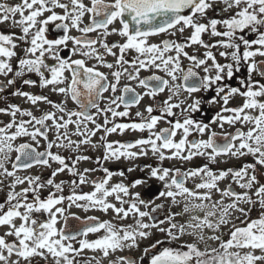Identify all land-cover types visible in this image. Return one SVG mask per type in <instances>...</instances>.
I'll list each match as a JSON object with an SVG mask.
<instances>
[{
  "label": "snow or ice",
  "instance_id": "snow-or-ice-1",
  "mask_svg": "<svg viewBox=\"0 0 264 264\" xmlns=\"http://www.w3.org/2000/svg\"><path fill=\"white\" fill-rule=\"evenodd\" d=\"M6 22L19 32L0 31V115L10 117L0 120V192L5 194L0 201V264H100L81 254L99 251L107 258L139 248L155 235L152 229L165 238L144 249L145 254L156 250L150 264H264V59H256L264 58V0H0V24ZM49 26L60 35L50 38ZM161 35L165 38L151 42ZM111 36L121 39L110 42ZM183 60L189 63L183 65ZM242 69L244 76L233 86L229 82ZM21 85L48 88L62 99ZM166 91L167 97L160 99ZM197 93L201 95H193ZM9 97L50 110L37 116ZM235 97L242 103L229 106ZM69 102L75 107L69 108ZM217 103L220 109L208 122L195 118L202 104ZM133 108L138 109L135 119ZM161 123L167 126L158 128ZM213 124L240 127L218 134ZM128 131L147 136L109 140ZM24 138L31 143H16ZM41 141L43 151L38 150ZM89 149L102 152L93 157L85 154ZM149 153L156 164H134ZM222 156H252L254 162L218 170L209 166ZM195 157L209 163L187 170L163 166L166 160ZM93 160L95 167H78ZM123 161L133 165L127 172L139 167L146 175L128 184L115 182L125 171H113L105 163ZM53 164L47 178L18 174L38 166L52 169ZM97 171L103 175L90 179ZM61 173L70 179L56 182ZM228 178L231 182L221 188ZM152 180L162 185L155 195L143 198L132 191L151 188ZM85 184L92 190L77 191ZM44 189L48 193L42 196ZM161 198L178 210L158 219L154 214L164 205L155 201ZM257 206L259 214L252 218ZM73 207L133 222L88 216L82 227L70 231ZM71 218L80 220L75 214ZM96 233L103 234L87 238ZM185 236L192 242L164 246ZM208 241H218L219 248L201 251L198 242ZM109 264L138 261L119 256Z\"/></svg>",
  "mask_w": 264,
  "mask_h": 264
},
{
  "label": "flooded vegetation",
  "instance_id": "flooded-vegetation-1",
  "mask_svg": "<svg viewBox=\"0 0 264 264\" xmlns=\"http://www.w3.org/2000/svg\"><path fill=\"white\" fill-rule=\"evenodd\" d=\"M7 2L8 3H16V2H18V0H7ZM59 11V10H58ZM19 17H17V19H18ZM85 22L87 23V19L85 20ZM5 24V23H4ZM4 24H0V31H3V32H5V33H8V32H11V31H15V32H19V29L17 28V29H12V28H10V26H8V27H6V26H4ZM9 25V24H8ZM118 26V25H117ZM190 31V30H189ZM189 31H185V33L183 34V36H188L189 35ZM49 37L50 38H55V37H57V36H59L60 35V33L57 31V30H55L52 26H49ZM72 35H79V33H77V32H75V31H73L72 33H71ZM90 35H95L94 33L93 34H90ZM177 36L179 37L180 36V34L179 33H177ZM163 38H165V36L164 35H161V36H159V37H152V38H150V40H151V42H159L161 39H163ZM249 38H252V36H249ZM109 39V41L111 42V41H115V40H119V39H121V38H119V37H117V36H111V37H109L108 38ZM204 39L205 40H208L209 38H208V36H207V34H205V36H204ZM71 46V45H70ZM188 51L190 52V53H192L193 51H195V48H192V49H188ZM203 51H204V49H200V53H203ZM17 52L19 53V54H22L21 53V49L20 48H18L17 49ZM109 60H111V57H109L108 58ZM257 60H260V59H264V58H260V57H258V58H256ZM15 58H14V60H13V64L15 65ZM223 62V61H222ZM182 63H183V65H187L189 62L187 61V60H183L182 61ZM102 71H105V72H107L108 70L107 69H101ZM149 73H142V76H145V75H148ZM244 71H243V69L241 70V72H239V73H237L236 74V76H234V78H233V80L232 81H230L229 83H231L233 86H237L238 85V80H239V78H241V77H243L244 76ZM161 75H163L162 73H161ZM30 78L31 79H34V80H39V78L37 77V76H35L34 74H30ZM254 79H260L259 77H257L255 74H254V77H253ZM180 81H177V83H179ZM21 87H23L24 88V90H26V91H30V92H32V93H34V94H44V95H48V96H50V98L51 99H53V100H60V99H62L61 97H59V96H57V95H55V94H52L50 91H49V89L48 88H40L38 85L37 86H23V85H21ZM138 91H142L141 89H137ZM9 92H11L12 91V89L10 88L9 90H8ZM107 95V94H106ZM167 95H168V93H167V91L165 92V93H163V94H161V97H159L160 99H163V98H166L167 97ZM184 95H187L186 93H184ZM194 96H200L201 94H199V93H197V94H193ZM204 95V98H207L208 96H210L211 95V93H208V94H203ZM9 101L11 102V103H16V104H19V105H21L22 107H24V108H28V109H30V110H32L33 112H34V114L36 115L37 113L36 112H39L38 114L40 115L41 114V112L43 111V110H50V108H49V106L48 105H45V104H40L39 106H32V105H30L24 98H21V97H9ZM1 102V105H0V107H3L4 106V102L3 101H0ZM242 103V98H240V97H235L232 101H230V105L229 106H237V105H239V104H241ZM220 104L219 103H217V104H215V105H207V104H202V110H201V112H198V113H196L195 114V118L196 119H198V120H200V119H203L205 122H208L211 118H213L214 117V115H215V113L217 112V111H219V109H220ZM68 107L69 108H74L75 107V105L74 104H72L71 102H69V104H68ZM138 109L137 108H133L132 110H131V117L133 118V119H135V112L137 111ZM139 110L140 111H143L144 110V103H142L141 105H140V107H139ZM38 114H37V116H38ZM1 117L2 116H5V115H0ZM0 117V120H4L3 118H1ZM10 118H8L7 120H4V121H8ZM127 118H125V120H126ZM167 126V124H165V123H161L159 126H158V128H162V127H166ZM240 127V125L239 124H237L236 126H234V127H231V126H228V125H225V127H224V129H220L219 127H218V125H216V124H213L212 125V129L213 130H215L218 134L219 133H221V132H234L235 131V129L236 128H239ZM230 130V131H229ZM244 130H247V126H245V128H244ZM98 136H99V134H98ZM145 136H147V133H139V132H131V131H128V132H125L123 135H118V134H112L110 137H109V140H121V141H129V140H135V139H138V138H142V137H145ZM194 136H195V134H194ZM204 139H207L208 138V135H207V133L204 135V137H203ZM96 139H98V137H96V138H94V140H96ZM177 139H179V134H178V136H177ZM189 139H193V137H189ZM23 142H28V143H31L30 141H29V139H27V138H25V139H23ZM218 142H221V141H219L218 140ZM21 143V142H20ZM43 144H44V142H43ZM38 150H41V151H43L44 150V145H43V147L42 148H38ZM54 151H63V150H58V149H54ZM65 155H67V153H64ZM94 157V156H93ZM220 159H226V157H219L218 158V160H220ZM82 162H89V163H92V166H89V167H95L96 165H95V163H94V160L93 161H82ZM126 165H120V164H117V162H108V165H107V167H109L111 170H113V171H119V170H124L125 171V178L127 179L126 181H127V183H130L131 182V180L128 178V172H127V168L128 167H130V166H133V165H130L127 161H126ZM157 163V161H156V159L151 155V153H149V156L148 157H140V158H138L137 160H135V162H134V164L135 165H144V164H156ZM206 163H209L208 162V160H207V158L206 157H195L192 161H188V162H182V161H179V160H166V161H164V165L163 166H165V167H170V168H172V167H179V168H181V169H183V170H187V169H189V168H194V167H198V166H202V165H204V164H206ZM125 166H127V168L125 167ZM210 167H212V164H210L209 165ZM56 167V165L55 164H53V166H52V170L54 169ZM37 168H44V167H41V166H38V167H34V168H32V169H29V170H27V171H30V170H34V169H37ZM83 169V168H82ZM226 169V168H225ZM26 171V172H27ZM22 172H24V171H22ZM21 173V172H20ZM131 173H133L134 175H135V179H137V178H142V177H144L146 174L144 173V172H141L140 171V169H139V167H137L133 172H131ZM63 174H65L66 175V177H70L69 176V174H67V173H61L60 175H63ZM90 174H92V178H95V177H100V176H102L103 175V173L102 172H100V171H97V172H95V173H90ZM117 177V176H116ZM187 183H189V181L187 182ZM149 184H151L152 185V187L151 188H147V187H145V186H140L139 188H140V193H141V195H142V197L143 198H148L149 196H152V195H155V193H156V191H157V189L158 188H162V185L161 184H159V182H157V181H154V180H152V181H149ZM90 185V187L92 188V186H91V184H89ZM84 191L83 189H79V191ZM238 191V190H237ZM160 200H163V198H161V199H158V200H156L155 201V203H157V204H163V203H161V202H158V201H160ZM164 205V204H163ZM154 206V205H153ZM146 210H149L150 211V209H146ZM169 210L167 209V207L164 205V208L163 209H161V210H159L157 213H155L154 215H156V217L158 218V219H163L164 218V214L166 213V212H168ZM76 216H79V215H77V214H75ZM70 216H71V214H70ZM89 216H92V215H89ZM80 217V219L81 220H83L84 221V219L86 218V217H88V216H79ZM62 227H63V224H62ZM92 235H95V234H89V236L87 237V238H89L90 236H92ZM162 237V239H164L165 237H164V234H163V236H161ZM185 241H188L187 239L186 240H183V238H182V240H180V241H177L175 244H172V245H168V244H165L164 246H172V247H179L180 245H182ZM189 242V241H188ZM153 243H155V241L153 242ZM152 243H150V244H148V245H145V244H142V245H140L139 246V248H136V249H134V250H129V249H126V252H125V254H123L122 256H131V257H133L134 259H136L137 261H138V264H139V261L141 260V258H143V261H144V264H150V258H151V255L156 251L155 249H151L150 251H149V253L148 254H145V252H144V249L145 248H150V245H151ZM159 247V246H158ZM200 248V247H199ZM216 248H219V247H216ZM201 251H203L204 249H200ZM117 253H122V252H120V251H117Z\"/></svg>",
  "mask_w": 264,
  "mask_h": 264
},
{
  "label": "rangeland",
  "instance_id": "rangeland-1",
  "mask_svg": "<svg viewBox=\"0 0 264 264\" xmlns=\"http://www.w3.org/2000/svg\"><path fill=\"white\" fill-rule=\"evenodd\" d=\"M4 26L8 27L9 25L6 22L4 24ZM0 79H4V78L3 77H0ZM0 105H1V102H0ZM36 113L38 114L39 112H36ZM1 118H3L4 120H7L10 117H8V116H2ZM17 119H20V117L18 116ZM20 142H23V139L22 140H18L16 143H20ZM43 145H44L43 144V141H41V144H40L39 148H42ZM101 152H102V150L101 151H93V150H90L89 149V150H87L85 152V154H88V155H91V156H94L95 157V156L100 155ZM14 156H15V153H13V158H14ZM219 161H221V162L218 163V164H212V167L211 168H213L214 170L225 169V168H229V167L237 168V167L242 166L244 163H252V162H254V158L252 156L239 157V158H236V157H226V159H220ZM117 164L126 165L127 163H126V161H123V162H117ZM107 165H108V162L105 163V166H107ZM89 166H92V163H89V162H81L78 165V167L80 169L86 168V167H89ZM125 167L127 168V166H125ZM51 171H52V169H50V168H37V169L30 170V171H27V172H21V173H18V174H20V175H40L42 177V179H43V178L49 177ZM89 178L90 179L92 178V174H89ZM128 178L131 181H133L135 179V175L133 173H131V172L130 173L128 172ZM62 179L63 180H68V179H70V177H66L65 174L58 175L56 177V182H59ZM113 179H114L115 182H121V181H123L124 183L128 184L127 181H126L127 179L125 177H119V176L116 177L115 176ZM230 182H231L230 178L225 179L224 181L220 182V187L221 188H224ZM262 182H264V181H262ZM192 183H193V181L192 180H189L188 186L191 187L192 186ZM79 189L80 188H78L77 191H79ZM81 189H83L84 192H89V191L92 190V188L90 187L89 184H85V185L81 186ZM17 190H19V188ZM237 190L240 191V189H238V188H237ZM132 191H138V192H140V188L137 187L135 189H132ZM47 193H48V189H44L41 194H42V196H44V195H47ZM67 193H68V188L66 187L65 188V194H67ZM4 195L5 194L3 192H0V201H2L4 199ZM218 198H219V194L216 193V192H214L213 193V199H218ZM158 202L163 203L167 207V209L169 211L175 212V211L178 210V208L175 207V206H173L171 204V201L168 200V199L163 198V200H160ZM141 207H142V210H146V209H143V206H141ZM259 211H260L259 210V206H257L255 209H253V211L251 213L252 218H256L258 216V214H259ZM70 214H77V215L83 216V217L84 216H89V215L97 216V217H99L100 220H112L114 223H117V224H119V223L130 224V223L133 222L132 219H128V220H125V221H119V220H117L114 217L113 213H111V212H109L107 214L102 213V212H99V211H88V212H85L82 209H78V208H75V207H73L70 210ZM181 219L182 218H179V217L177 218V220H181ZM146 222H147V219H146ZM236 223L238 225L240 224L239 221H236ZM62 224L63 223H61L60 225H58V227H62ZM151 231H153L155 235L152 238H149V239H146V240L141 241L140 245H142V244L148 245L150 243H153L157 238L162 239L161 236H163V234L159 233L155 229H152ZM0 233H2V230H0ZM102 234L103 233H96L95 235L90 236L88 239L91 240V239L97 238L99 235H102ZM186 239L189 242H192V238L185 236L183 238V240H186ZM223 239H227V236L225 235L223 237ZM198 246L200 247V249H205V247H208V248H216V247H219V242L218 241H208L207 244L198 242ZM131 250H134V249H131ZM233 251H235V249H233ZM241 251L243 252V250H241ZM125 252H126V249L122 253H117V252L114 253V254H111L110 253L109 257H107V258H102V253L99 252V251L93 252V251L85 250L81 255L83 257H96L100 261V264H109V261L110 260H115L117 257L122 256L123 254H125ZM256 254H260L259 253V250H257V253ZM92 264H96V261L93 260ZM258 264H259V262H258Z\"/></svg>",
  "mask_w": 264,
  "mask_h": 264
},
{
  "label": "water",
  "instance_id": "water-1",
  "mask_svg": "<svg viewBox=\"0 0 264 264\" xmlns=\"http://www.w3.org/2000/svg\"><path fill=\"white\" fill-rule=\"evenodd\" d=\"M82 222H83V220H81V219L80 220H76V219H72L71 216H69L68 229L70 231L76 230V229H78V228L83 226Z\"/></svg>",
  "mask_w": 264,
  "mask_h": 264
}]
</instances>
